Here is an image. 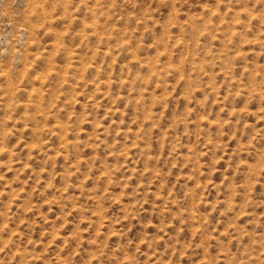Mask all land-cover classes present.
Wrapping results in <instances>:
<instances>
[{
    "label": "rangeland",
    "instance_id": "374dc122",
    "mask_svg": "<svg viewBox=\"0 0 264 264\" xmlns=\"http://www.w3.org/2000/svg\"><path fill=\"white\" fill-rule=\"evenodd\" d=\"M0 264H264V0H0Z\"/></svg>",
    "mask_w": 264,
    "mask_h": 264
}]
</instances>
